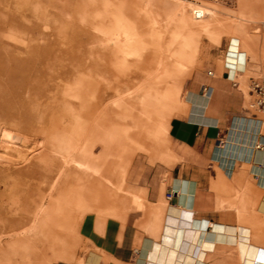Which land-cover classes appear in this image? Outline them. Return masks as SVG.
<instances>
[{"label":"bare ground","instance_id":"6f19581e","mask_svg":"<svg viewBox=\"0 0 264 264\" xmlns=\"http://www.w3.org/2000/svg\"><path fill=\"white\" fill-rule=\"evenodd\" d=\"M96 3H70L85 23H64L66 30L59 27V40H53L41 1L32 14L31 0H0V264H37L32 257L47 247L41 239L60 236L54 225L64 211L47 210L59 189L72 185L79 204L104 205L107 166L120 176L133 149L152 145L139 125L153 129L150 98L160 95L170 70L162 55L171 53L170 35L152 11L131 21L116 2ZM229 44L231 68H243L238 40ZM98 143L100 155L94 152ZM109 154L113 158L106 160ZM29 230L24 238L12 236ZM243 238L237 240L241 248ZM208 241L204 247L210 248ZM244 263L264 264L262 250L251 248Z\"/></svg>","mask_w":264,"mask_h":264},{"label":"crops","instance_id":"0c3cea01","mask_svg":"<svg viewBox=\"0 0 264 264\" xmlns=\"http://www.w3.org/2000/svg\"><path fill=\"white\" fill-rule=\"evenodd\" d=\"M240 26L228 39L222 67L211 64L209 77L189 91L184 114L168 122L167 137L179 149L175 162L153 170L142 193H134L132 215L101 223L88 218L82 248L52 264H245L251 248L264 254V112L247 108L254 98L249 83L264 81V28L247 31L252 39L242 45ZM231 38L238 40L241 69L228 61Z\"/></svg>","mask_w":264,"mask_h":264},{"label":"rangeland","instance_id":"374dc122","mask_svg":"<svg viewBox=\"0 0 264 264\" xmlns=\"http://www.w3.org/2000/svg\"><path fill=\"white\" fill-rule=\"evenodd\" d=\"M40 1L43 4L42 10L46 15V27L51 31L49 32L51 35L54 34L53 40H59V27L62 26L61 30H66L64 23L72 24L75 23L74 21L79 25L85 23L81 20L84 16L82 12L68 8L70 7L69 4H72L75 0H31L30 11L32 14L38 13V3ZM101 1L109 4L116 2L118 11L125 13L131 21H134L136 14L137 17L144 18L149 11H152L161 20L162 29L164 27L166 33L170 35L171 53L170 55L162 54L171 62L170 70L163 79V88L160 89V95L156 98H150L151 103L154 105L153 129L150 132L145 124L139 125L141 133L146 132L149 134L147 135L148 138L153 137L149 141L152 145L141 149L135 148L130 152L131 155L129 153L126 156V166L123 171L121 185L117 168L112 165L107 166L104 174H107L108 179L104 181V186L108 185L110 188L105 192L109 195L107 196L109 200L104 205L103 202L99 203L100 201L94 202L91 206L79 204L72 185L71 187L65 186L64 189H59L60 197L57 203L48 202L47 210L53 212L64 211L61 223L59 219L58 224L56 222L54 225L62 237L48 234L41 239H44L43 242L47 247L43 252H36V256L32 257H35L32 261L35 260L37 264H52L58 260L73 259L76 250L82 248L84 243L80 231L83 225L88 223V218H95L97 223H101L108 217L125 219L132 215L131 212H134V207H130L132 205L130 200H136L134 193H142V188L149 183L153 170L157 171L160 167H168L175 162V153L179 149L169 141L167 125L171 117L184 114L187 93L193 87L199 86L204 78L209 77L208 73L213 70L211 67L213 62L219 63L222 67L228 39L235 36L238 26L241 25L240 30H242L244 38V40H241L242 45L245 41H251L252 39L247 31L261 33L264 28V0H192L191 2L195 4L186 0H96L97 3H101ZM72 11L76 12L75 19L70 17ZM66 12L68 14H65ZM77 12L82 15H77ZM239 18H245L246 20H240ZM219 38L220 40L215 42ZM48 39L50 40V38ZM224 40L226 45H224ZM198 50H202L201 58L196 57ZM157 51L160 52V49H157ZM198 59H201L199 63H197ZM251 82L248 85L249 89ZM245 87L247 90V83ZM249 99L250 97L247 101V108L251 109L249 105L252 101L250 102ZM73 100L75 98L70 96L69 101ZM137 112L140 113V110L138 109ZM145 116L142 115L143 118H147ZM128 120V118H125V122H128ZM151 133L152 135H150ZM94 152L96 155H100V143L95 145ZM111 154L107 155L106 160L113 158ZM121 189L124 190L121 191ZM67 192H70V194H67ZM64 194L68 197L61 196ZM120 195L125 198L124 201H118V199H121ZM67 198L68 200L70 198V202L66 200ZM119 203L123 204V207L118 206ZM71 207L74 208V211ZM47 227L50 226L47 224ZM29 232L30 230L18 232L12 236L13 238H24ZM34 239H36L35 235L31 237V240ZM48 246L53 247V252Z\"/></svg>","mask_w":264,"mask_h":264},{"label":"built area","instance_id":"2783aa9c","mask_svg":"<svg viewBox=\"0 0 264 264\" xmlns=\"http://www.w3.org/2000/svg\"><path fill=\"white\" fill-rule=\"evenodd\" d=\"M209 74H211L209 72ZM225 77L230 79V74L228 71L225 72ZM233 81V80H231ZM203 91L206 90V87L203 86ZM250 90L254 96L252 102L250 103L249 107L255 111L264 112V81L253 80L250 84ZM256 148H261V145L258 143L256 144ZM174 196L172 190H168L165 194V198L170 200Z\"/></svg>","mask_w":264,"mask_h":264}]
</instances>
